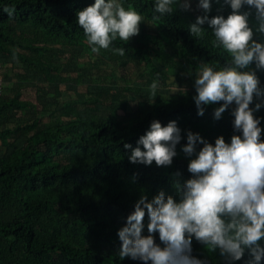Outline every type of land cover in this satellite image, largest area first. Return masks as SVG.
<instances>
[{"label": "trees", "instance_id": "1", "mask_svg": "<svg viewBox=\"0 0 264 264\" xmlns=\"http://www.w3.org/2000/svg\"><path fill=\"white\" fill-rule=\"evenodd\" d=\"M91 3L94 0H0V264H146L118 255V229L135 201L142 193L151 199L161 188L177 195L175 181L183 183L192 175L182 150L188 129L212 143L219 135L230 141L235 131L231 107L214 117L222 101L206 105L200 115L196 92L182 86L169 89V75L176 76L178 70L173 63L166 65L165 57L184 65L192 79L201 62H226L222 50L212 44L210 29L202 39L190 33L188 25L201 11L195 0L193 10L178 4L158 20H153L154 0H125V6L135 7L145 20L128 41L113 42L126 48L124 55L111 48L93 52L77 21L78 10ZM5 5L15 6L13 15ZM218 11H230L225 0H213L209 15ZM66 47L85 49L89 62L82 65H88V73L69 74L67 62H61ZM130 62L142 67L144 82L151 84L159 74L156 96L151 88L141 93L113 82L88 91L85 85L82 94L76 90L81 81L101 80L100 71L109 72L111 81ZM257 74L264 86V70ZM25 77L39 79L33 101L25 95ZM114 101L121 112L111 107ZM255 103L256 98L252 106ZM97 104L109 107L102 117L93 113ZM33 105L34 114L26 116ZM255 115L264 117V106ZM153 119L164 124L176 119L182 129L171 165L128 159L131 149L124 144L135 146ZM147 223L146 212L144 234ZM156 239L159 242L158 232ZM193 252L206 257L208 264H228L219 249L210 251L195 238ZM247 258L246 252L231 264H244Z\"/></svg>", "mask_w": 264, "mask_h": 264}, {"label": "clouds", "instance_id": "2", "mask_svg": "<svg viewBox=\"0 0 264 264\" xmlns=\"http://www.w3.org/2000/svg\"><path fill=\"white\" fill-rule=\"evenodd\" d=\"M225 2L230 8L227 14L209 15L213 0H195V8L201 11L188 25L189 31L202 39L210 29L212 44L222 50L226 62L199 64L193 99L200 115L206 105L222 101L214 110L217 119L231 107L235 131L230 141L219 135L212 143L200 132L187 130L182 150L192 175L183 183L175 181L177 195L161 188L151 199L145 193L139 196L118 229L121 258L146 264H208L206 257L194 254L195 238L210 251L219 249L228 264L246 252L244 264L264 262V117L255 115L264 106V86L257 74L258 69L264 70V0ZM178 4L193 10V0H154L153 20L172 13ZM4 10L13 15L15 6L5 5ZM142 20L141 12L126 7L125 0H94L77 12L78 24L97 53L111 48L124 55L126 48L113 42H126L138 34ZM158 76L150 85L153 97L160 86ZM182 138L176 119L166 124L153 119L135 146L126 142L124 147L131 149L128 159L133 163L155 161L157 166H167L178 154Z\"/></svg>", "mask_w": 264, "mask_h": 264}, {"label": "rangeland", "instance_id": "3", "mask_svg": "<svg viewBox=\"0 0 264 264\" xmlns=\"http://www.w3.org/2000/svg\"><path fill=\"white\" fill-rule=\"evenodd\" d=\"M168 51V50H167ZM66 57H62L61 58V62H67V65L69 66L68 71L70 72L69 74L71 76L75 75V72H81L82 71H86V73H88V71H90V69L88 68V65L83 66L82 64H84L85 62H89V58H88V53L85 52V49L83 48H79V47H66V51H65ZM165 57V56H164ZM165 60L167 62L166 65H171V63H173V65L176 66L178 72L177 75L178 77H180L182 80L181 82H176L175 81V75H169V83L171 82V88H169L170 90H176L179 89L180 86L185 87L187 89L193 90L194 92H196L195 89V80L196 79H192L190 77L189 74H187V69L185 68L184 65H180L178 61H173L171 58L165 57ZM89 64H92L91 61ZM9 69H10V64H8ZM93 66V65H92ZM19 67V66H18ZM20 68V67H19ZM18 69V68H17ZM105 70V69H103ZM124 73L128 74L129 77L125 78L124 77ZM118 75H114L111 79V81L107 78H109V72L107 71H100V77L101 80H95L90 82L89 80H84V82H79L76 90H78L81 94L84 92L85 90V85L87 86V91L88 90H92L96 87H100V86H112L113 84L116 85H120V87H124V86H128V87H132L133 88H137L140 89L141 93L144 90H147L150 88V82H144L143 79L141 80V74H142V67L139 65H133L132 62L128 63V65L126 66L125 70H119L117 72ZM13 75V73L11 74ZM87 75V74H85ZM147 76V75H145ZM144 76V78H145ZM14 78V77H13ZM25 77L23 82H25V84L23 86L24 87V92L25 95L27 96V98H29L31 101L35 100V87L37 84V81L39 79H35V80H29ZM113 82V84L111 83ZM69 87L75 88L74 85H69ZM115 87V86H114ZM139 100V98L137 99ZM39 106V104L37 105V107ZM111 107L115 108L116 110L120 111V105L118 101H114L111 105ZM109 110V107L107 106H103L101 104H97L95 105V108L93 110L94 115H99L100 117L104 116L105 113ZM121 112V111H120ZM34 114V105L32 106V109H26V116H32ZM131 115V110L130 112L125 114V118H128Z\"/></svg>", "mask_w": 264, "mask_h": 264}, {"label": "built area", "instance_id": "4", "mask_svg": "<svg viewBox=\"0 0 264 264\" xmlns=\"http://www.w3.org/2000/svg\"><path fill=\"white\" fill-rule=\"evenodd\" d=\"M3 75L0 73V93L2 91Z\"/></svg>", "mask_w": 264, "mask_h": 264}]
</instances>
